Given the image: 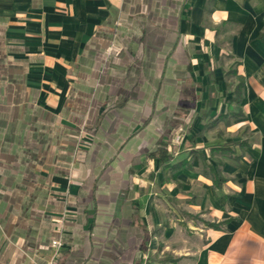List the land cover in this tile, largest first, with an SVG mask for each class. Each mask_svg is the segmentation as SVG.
I'll return each mask as SVG.
<instances>
[{
  "label": "crops",
  "instance_id": "0c3cea01",
  "mask_svg": "<svg viewBox=\"0 0 264 264\" xmlns=\"http://www.w3.org/2000/svg\"><path fill=\"white\" fill-rule=\"evenodd\" d=\"M256 1L0 0V264H47L57 238L60 264H158L153 179L166 172L185 193L203 185L197 178L208 182L202 209L218 224L185 239L169 264H264V0ZM226 21L240 26L230 40L239 83L228 100L243 118L217 124L252 135L247 143L227 132L240 151L217 155L223 166L209 180L196 170L204 153L190 161L169 146L194 116L198 138L204 114L217 109L208 70ZM215 74L222 91L220 65ZM161 146L169 166L150 157Z\"/></svg>",
  "mask_w": 264,
  "mask_h": 264
},
{
  "label": "rangeland",
  "instance_id": "374dc122",
  "mask_svg": "<svg viewBox=\"0 0 264 264\" xmlns=\"http://www.w3.org/2000/svg\"><path fill=\"white\" fill-rule=\"evenodd\" d=\"M235 1L241 5L242 8L245 7L246 3L255 8L258 3L256 0ZM213 6L214 2L212 1L208 5V11L206 12L208 15L210 11L213 10ZM206 24L212 26L209 17L206 19ZM216 28L218 35V53L215 56H210L208 90L209 95H213L214 101L216 102L218 100L216 105L217 109L216 111H207V113L204 114L203 119L205 121L207 120V124L204 125L203 129H199V133H196L198 138H195V140L191 138V134L194 132V127L198 119L194 116L190 123L183 126L175 141L169 146L171 153L176 158L185 156L188 157L190 161L193 154L199 155L204 153L205 158L202 160L200 159V165L196 170L199 176L207 177L209 180L215 178L216 168L222 169L223 166V162L217 159V155L223 153L225 157H231L232 154L228 151L229 149L235 150L236 153L240 151L234 143H226L227 139L232 137L228 136L227 132L231 133V135L237 133L239 136L247 138V143L250 142L252 135L250 129L242 124L244 122L243 119L241 120L243 126L233 132H229L224 126L220 127L217 124L220 118H223L224 124H228L235 119L243 118V115L240 113L235 101L228 100V93L233 91L239 83L240 57L234 55L230 40L234 36V33L240 30V26L226 21L220 23ZM218 65L222 67L226 79L225 87L222 91L219 90V86L216 85L215 81V70ZM226 107H228V110L223 111ZM192 145H194L195 151H190V149H188ZM189 168L192 169L190 166ZM191 171H193V169ZM159 179L158 176H155L153 179L156 180L153 182L154 188H156V190H161L160 196L154 197V199H156V201H154L160 207L157 210L161 218L160 227L158 228V234L160 235L159 258L156 262L158 264H169L170 261L176 258L175 254H180L181 245H186L185 239L188 243L195 242V239L199 238L206 228L212 225L217 226L218 224H213L214 220L209 210L202 209L203 198L207 195L204 186L208 185V182L197 178L203 185H192L193 189L185 193L183 192L185 183L179 180L175 174L166 172L161 181H159ZM176 189L182 192V196L179 195V192L175 193ZM174 229L176 232H179V234H177L178 239H173L172 236L166 235L167 230ZM179 250L180 252H177Z\"/></svg>",
  "mask_w": 264,
  "mask_h": 264
},
{
  "label": "trees",
  "instance_id": "16d2710c",
  "mask_svg": "<svg viewBox=\"0 0 264 264\" xmlns=\"http://www.w3.org/2000/svg\"><path fill=\"white\" fill-rule=\"evenodd\" d=\"M242 87H243V82L241 81V83H240V85L238 86V89H237V93H238V97H239L238 101L239 102L241 100ZM150 157L152 159L159 160L161 166H169L171 161H172V159H173L172 156L168 152L167 146H161L156 151L151 153ZM180 167H183V165L177 164L176 166H174V168H180ZM222 182H223V179L221 177L217 178L215 180L216 186H220ZM211 227H216V226L212 225Z\"/></svg>",
  "mask_w": 264,
  "mask_h": 264
},
{
  "label": "built area",
  "instance_id": "2783aa9c",
  "mask_svg": "<svg viewBox=\"0 0 264 264\" xmlns=\"http://www.w3.org/2000/svg\"><path fill=\"white\" fill-rule=\"evenodd\" d=\"M52 255L47 264H60L62 252L65 248V244L60 238L54 239L51 242Z\"/></svg>",
  "mask_w": 264,
  "mask_h": 264
}]
</instances>
